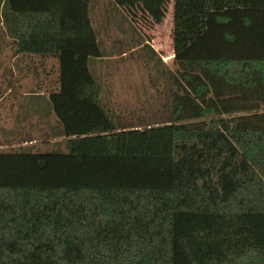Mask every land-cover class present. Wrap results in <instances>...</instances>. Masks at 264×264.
<instances>
[{"label": "trees", "instance_id": "trees-1", "mask_svg": "<svg viewBox=\"0 0 264 264\" xmlns=\"http://www.w3.org/2000/svg\"><path fill=\"white\" fill-rule=\"evenodd\" d=\"M112 1L156 23L168 0ZM258 5L172 0L175 122L144 127L100 102L86 14L66 30L15 8L16 50L57 55L45 99L66 137L0 150V264H264V27L241 23Z\"/></svg>", "mask_w": 264, "mask_h": 264}, {"label": "rangeland", "instance_id": "rangeland-1", "mask_svg": "<svg viewBox=\"0 0 264 264\" xmlns=\"http://www.w3.org/2000/svg\"><path fill=\"white\" fill-rule=\"evenodd\" d=\"M9 10L8 0H0V20ZM171 13L172 0L166 2L164 16L156 23L136 7L128 9L112 0H95L92 24L101 56L94 59L90 67L99 81L100 102L124 126L144 127L170 121V76L176 72L172 61ZM5 35L6 31L0 24V94L3 85L15 79L17 84L13 90L17 92H7L0 102L16 103L17 107L23 100L34 101L38 108L33 111L11 108L10 114L0 116V123L13 129L9 135L0 132V150L9 147L64 150L66 136H54L52 133L57 124L52 112L47 111V95L21 94L26 89H56L55 63L45 67L38 56L26 62L11 60L9 57L14 48ZM13 66L15 76L9 70Z\"/></svg>", "mask_w": 264, "mask_h": 264}, {"label": "crops", "instance_id": "crops-1", "mask_svg": "<svg viewBox=\"0 0 264 264\" xmlns=\"http://www.w3.org/2000/svg\"><path fill=\"white\" fill-rule=\"evenodd\" d=\"M93 6H95V0H8V7L10 8L9 13L6 14L5 18H2L0 20V24L3 25V29L6 31V38H9V40L11 41V44L13 45V50L14 52L10 55V59L14 60V59H18L17 61L19 62H23V61H27L29 59H31L32 57H36L38 56L39 58L42 59V61L45 63V67L48 65H51V62L55 63L56 66V71L58 74V58L57 55L54 53H50V52H25V51H17L16 50V42H15V38L14 36H12V31L13 28L15 26V8L16 7H30V8H42V9H52V10H57L61 16H62V21H63V25H64V29H74V28H81L83 26H81V22L84 19V14L87 15L88 17V22L89 25L91 27V29L94 32L95 35V40L98 42V39L96 38V34L94 31V27L92 24V15H93ZM248 9V17L244 18V20L241 22L243 23V26H246V24L250 25V24H254L256 25L259 24L260 26L264 27V5H258V6H249ZM80 17V22L78 23L79 25L75 26V21L74 19L76 18V16ZM5 23L3 24L2 22ZM85 29V27H84ZM99 43V42H98ZM93 57H89L88 60L90 61V65L92 63V61H94ZM15 61V60H14ZM45 67H43L45 69ZM91 68V67H90ZM11 75L15 76V67H10L9 68ZM58 82V81H57ZM17 84V80H10L9 82L5 83V85H3V91L2 94H0V98H2L3 96L7 95V92H14L15 90H13L14 85ZM5 89V90H4ZM54 90V89H51ZM50 91H35L34 89H26L24 90L21 94L22 96L25 95H29L30 93L32 95H35V93L38 94H42V95H47V93ZM17 92V90L15 91ZM12 94V93H11ZM14 104V105H13ZM2 103L0 102V116L5 117L6 115L10 114V109L12 108V110L14 108H18L21 110H30L33 111L36 108H38L36 106V104L34 103V101H21L19 104L16 103ZM6 112V113H5ZM236 113H242L240 111L236 112ZM16 116V119L18 120V114L17 112L14 113ZM223 116H227V114H222ZM208 117H214L212 114L208 115ZM14 118V117H13ZM14 119V120H16ZM169 122H175L170 120ZM166 123V122H165ZM16 124V121H15ZM162 124V123H161ZM0 132L1 133H7V135L11 134L13 132V129L11 128V126H5L3 124L0 123ZM54 135V134H53ZM54 136H59V135H54ZM62 136V135H61ZM24 145V144H22ZM13 146V145H10ZM15 146V145H14ZM8 149H13V147H9ZM5 149V150H8Z\"/></svg>", "mask_w": 264, "mask_h": 264}]
</instances>
